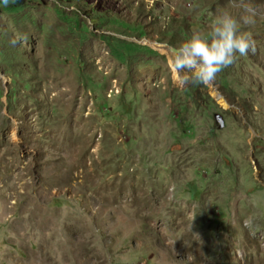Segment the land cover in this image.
<instances>
[{"label":"rangeland","instance_id":"374dc122","mask_svg":"<svg viewBox=\"0 0 264 264\" xmlns=\"http://www.w3.org/2000/svg\"><path fill=\"white\" fill-rule=\"evenodd\" d=\"M244 2L255 52L181 86L169 50L230 0H0V264H264V0Z\"/></svg>","mask_w":264,"mask_h":264},{"label":"clouds","instance_id":"9594fccd","mask_svg":"<svg viewBox=\"0 0 264 264\" xmlns=\"http://www.w3.org/2000/svg\"><path fill=\"white\" fill-rule=\"evenodd\" d=\"M12 2L15 3V0ZM2 3L6 7L9 0H2ZM230 4L240 9L239 17L224 9L214 16L208 31L194 30L186 41L169 50L178 85L212 82L235 62L237 55L255 52L252 33L242 30V25L255 22V8L244 0H230ZM19 42L18 39L11 41L13 45ZM245 224L251 226L252 222L248 220Z\"/></svg>","mask_w":264,"mask_h":264},{"label":"bare ground","instance_id":"6f19581e","mask_svg":"<svg viewBox=\"0 0 264 264\" xmlns=\"http://www.w3.org/2000/svg\"><path fill=\"white\" fill-rule=\"evenodd\" d=\"M213 97L223 108L227 107L221 96L213 92Z\"/></svg>","mask_w":264,"mask_h":264}]
</instances>
